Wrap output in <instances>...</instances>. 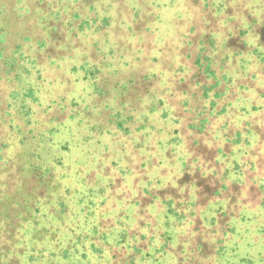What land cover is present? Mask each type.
I'll return each instance as SVG.
<instances>
[{
	"label": "rangeland",
	"instance_id": "rangeland-1",
	"mask_svg": "<svg viewBox=\"0 0 264 264\" xmlns=\"http://www.w3.org/2000/svg\"><path fill=\"white\" fill-rule=\"evenodd\" d=\"M2 135L22 249L264 264V0H0Z\"/></svg>",
	"mask_w": 264,
	"mask_h": 264
},
{
	"label": "trees",
	"instance_id": "trees-1",
	"mask_svg": "<svg viewBox=\"0 0 264 264\" xmlns=\"http://www.w3.org/2000/svg\"><path fill=\"white\" fill-rule=\"evenodd\" d=\"M16 135L17 134H15V136ZM6 137V135L0 136V140L6 139ZM19 140H17V144ZM14 145L15 142L12 137L11 141L8 140L7 142L3 141V143H0V161H7L6 153L7 151H11ZM17 153H19V151H17ZM1 182L3 181H1L0 178V264H53L55 261L54 257L55 255H57L53 252V248L51 246L53 238H43L44 233L42 232L43 230L40 228L41 222H39V227H37L38 225L36 226V224H34L30 228L26 229V235L30 238V240H32L31 247L26 243L22 244L23 249L20 247L21 243L16 245V237L18 236L19 231L21 232L22 222L28 218L34 219L35 211L38 210L39 207L37 205V207L32 210L34 202L32 199H30L29 202L25 201L26 199H24L25 197L21 193L20 186H16L11 193L3 192L4 189L1 188L3 186V183ZM28 192L29 195L26 198H28L29 196L30 198H32V196L35 195L31 190ZM35 198L36 201L39 200L37 195L34 196V199ZM21 207L23 208L22 212ZM32 212H34V215ZM22 213H26L28 215L24 217ZM39 221L41 220L39 219ZM32 222L35 223L36 221ZM49 230L51 232V228H49ZM43 239L46 240L43 241V244L44 242H46L44 245L41 243ZM94 251L96 253V250ZM106 252L107 251H105V253ZM105 253L102 254L101 252L97 251L96 257L99 258V262H101V264H106L104 262L108 259ZM18 254L21 255L17 256ZM43 258L46 259L45 263H43L41 260ZM242 262V264H249V261L247 260H242ZM55 264H58V262L55 261ZM193 264L202 263H198L197 259H195Z\"/></svg>",
	"mask_w": 264,
	"mask_h": 264
}]
</instances>
